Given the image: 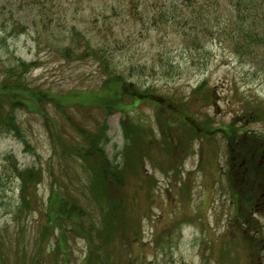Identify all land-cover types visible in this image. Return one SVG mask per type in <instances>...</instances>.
<instances>
[{"label":"rangeland","instance_id":"rangeland-1","mask_svg":"<svg viewBox=\"0 0 264 264\" xmlns=\"http://www.w3.org/2000/svg\"><path fill=\"white\" fill-rule=\"evenodd\" d=\"M132 2L0 0V82L8 69L26 71L32 86L80 97L109 74L102 52L113 54L112 69L150 96L109 116L74 107L67 119L50 109L72 135L74 121L88 131L106 124L102 144L114 165L126 167L122 201L111 202L120 235L100 254L103 264H264V208L239 209L230 189L253 192L254 201L264 193L242 188L243 168L253 165L257 175L264 169V0H245L254 13L261 6L255 16H241L234 6L225 13L212 8L204 14L208 26L197 24L194 32L183 31L179 12L155 24L153 9L142 16ZM126 117L136 123L122 126ZM16 118L19 133H0V264H87V237L76 231L64 243L61 230L47 226L51 174H62L72 202L97 209L87 175L71 160L60 167L40 115L22 109ZM243 136H253L258 148L247 156L232 150ZM40 165L43 182L24 191L19 174Z\"/></svg>","mask_w":264,"mask_h":264},{"label":"trees","instance_id":"trees-1","mask_svg":"<svg viewBox=\"0 0 264 264\" xmlns=\"http://www.w3.org/2000/svg\"><path fill=\"white\" fill-rule=\"evenodd\" d=\"M154 1H164V5L162 8H158L157 6L150 5L149 0H133L132 3L136 2L142 6V16L149 8L153 9L158 15V18L153 15V22L155 24L158 21L165 20L167 16H174L175 13L179 12L178 17L185 32L188 29L194 32L198 29L197 24L200 26V30H205L204 25L208 26L209 21L204 20V14L212 8L214 12L225 13L234 12L231 7L234 6L236 12L241 16L246 12L250 13V16H255L261 9L260 6L254 13L256 9L254 5L252 7L247 6L245 0H177L178 2L176 4L169 0ZM185 11L197 13V20L195 17L191 20L187 18L183 19ZM250 26L254 27V25ZM262 26H264V23ZM241 32L242 34H247L245 27L241 28ZM243 40L241 36L240 42ZM244 44H246L245 40L242 46ZM99 53L97 52V55ZM101 54V58L103 59L102 65H104L109 74L98 90L81 92L83 94L80 97H78L80 93L74 94L75 96L71 93L59 95L51 89L38 85L32 86L24 78L26 71L19 73L15 69H8L5 72L4 79L0 82V133L9 131L19 133L16 118L17 112L22 109L28 112L29 109L30 113L38 114L44 119L45 127L52 143L53 157L60 160V167L64 168L65 161L71 160L75 164H80V167L87 175L86 181L89 187L92 188L91 194L95 201L93 203L97 209L82 206L75 199L74 202L76 203L72 202L69 197L72 191L63 190L68 188L60 181L62 174L60 175V179L54 174H51L54 192L52 193L50 203H48L49 210L51 209V216L49 215L51 220L47 225L61 230L60 235L64 243L67 242L70 235L76 234V231H79L80 234L87 237V240L90 242V254L87 259V264H103L100 254L104 251L109 241L113 240L114 235H120L116 229V223L120 219L118 214L119 210L111 202L112 198H115L118 202L122 201L121 190L125 184L127 171L126 167H123L121 164L114 165L110 161L104 143L102 144V138H106V124L104 126L105 129L102 125L97 130L88 131L74 121L73 128L76 135H72L65 131L64 124L49 114L50 109L54 110L58 116L67 119H70L67 116V110L74 107L84 108L86 110L100 109L109 116L116 112L125 113L131 106L134 109L137 107V102L146 101L150 97L139 91L137 84L130 82L123 75L116 72V69H112L114 65L111 60L113 54H105L102 52ZM21 67L26 70L30 66L22 63ZM158 102L162 103L161 100ZM174 105H169L168 108L174 109ZM162 106L164 105H161L159 109L165 108ZM132 121L126 117L122 119L121 124L125 127V122L136 123L134 120ZM189 126L196 135L201 131L193 121L189 123ZM126 133L128 135L127 130ZM232 134H234V131ZM252 140L253 136H247L244 142L239 144V146L241 145L240 147H233L232 150L239 156L252 154L253 151L258 149L253 145L254 142ZM261 145L260 152L264 155V144ZM253 148L254 150H252ZM241 162L243 160L238 162V166ZM252 166L243 168L244 171L242 173H245L244 178L247 177V180L244 179L242 188L245 187V190L259 191L261 189V191H264V169L263 173L258 172L257 175ZM72 171L75 170L72 169ZM19 176L23 181L24 191L26 190V186H31V182L33 186H39L44 179L43 167L40 165L39 169L34 167L31 170H26L20 173ZM232 179L235 180V176ZM231 185L233 187L232 191L236 194L234 198L236 200V206L239 209L243 206L245 208L246 206H251L253 207L252 210L256 212L259 210V206L264 208V193L259 194V200L254 201L253 192L247 193L240 191L234 184ZM26 204L29 205L27 200ZM263 211L260 210L262 213ZM50 231L52 229L47 227L45 234L50 233ZM258 246V243H256V252H261V250H258ZM38 261L40 260L36 258L35 263H38ZM22 264H26V261L24 260Z\"/></svg>","mask_w":264,"mask_h":264}]
</instances>
